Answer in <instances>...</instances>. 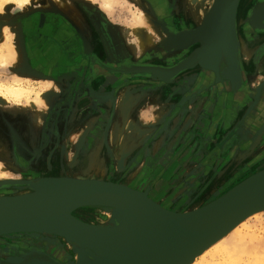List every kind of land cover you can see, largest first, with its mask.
Here are the masks:
<instances>
[{
    "label": "rangeland",
    "instance_id": "374dc122",
    "mask_svg": "<svg viewBox=\"0 0 264 264\" xmlns=\"http://www.w3.org/2000/svg\"><path fill=\"white\" fill-rule=\"evenodd\" d=\"M146 1L144 3L143 0H33L25 8L19 9L15 4H7L4 11L0 12L1 18L5 15L7 16L8 12L12 13L10 10L13 11V14L9 15L11 17L16 16L15 18L32 13L43 17L47 14L58 13L63 16L64 6L71 5L75 10L79 11L75 7V3L81 2L87 4L90 10L97 11L104 17V21L98 23L95 18L91 17L90 13L86 14L83 28L88 32V35L80 36L81 47H78V50L76 49L77 52L83 51L84 54H82L79 62L81 68L78 73L80 74L75 77H67L64 90H60L57 93H55L56 90L54 89L46 90L43 93L44 106L32 100V98H35L34 94L31 93L32 90L25 93L18 101L12 99L11 104L0 100V114L4 115V119L9 123H11L10 119H16L17 112L22 110L36 114L34 117L36 121L39 115L47 109L48 105L50 107L49 118L52 120L53 126L56 125L54 122H56L57 116H63L67 124L71 117L70 115L75 112L74 115L79 120L80 129L77 131V136L69 141L70 157L65 160L59 158L52 161L47 174L25 175L28 171L27 169L14 171V167L10 162V151H8L11 143L5 137H2L0 132V151L4 154L2 157L0 156V185L18 184L19 182L35 178L52 176L58 173L52 170L60 165L68 168L69 171L65 170V173L70 174V169H74L73 164L77 165L79 162L80 164L84 162L87 164L89 162L90 157H85L84 151L87 145L90 142L92 143V140L95 141L94 147L97 152V156L95 155L94 157H97L96 160L101 161L103 170L107 171L108 176L122 182H126L127 179L133 180L135 188H140L142 191L149 190L148 192L157 201L173 211L176 210L177 213L188 212L199 206L208 205L210 200L213 202L225 196L236 186L240 185L243 180L246 181L255 174L264 171L263 106L258 108L262 111L259 117L251 118L254 111L257 110V106H254L255 101L260 99L264 89H262L264 74L261 72V68L258 69L256 65L259 62L264 67V52L256 56V61L251 60L253 69L250 73H247L245 71V61L242 60V57H239L240 46L239 39L237 40L239 64L241 63L240 66L242 68L240 67L239 74L235 78L230 73V77L226 79H230L233 85L240 90H233V85L230 81L220 80L217 83L214 72L206 71L207 69L204 67L198 66L200 62L193 66L195 68H188L183 73L180 72V75L175 76V79L173 77V83H165L156 78L140 76L139 74L141 73L137 72L133 67L141 68L139 66L145 64L146 66L151 65L149 66L151 68L162 66L173 69L172 67L175 65L188 60L192 53L201 47L199 42L191 48L185 45L174 47L173 41L180 40L183 35L182 32H174L175 28L170 25L171 22L169 23L165 19L172 17L167 15L176 6V0H163L161 3L156 2L157 0ZM183 1H186L188 6L191 4L188 7L191 18H186L193 20V27L185 29V32L196 31L199 27H203L207 21V19H204L205 23L202 24L203 26L196 27V24L201 21L196 20L197 15L193 14L196 6L200 5V14L204 15L208 10L211 12L214 7L213 4L215 5L216 3V0ZM250 1H239L236 13L237 20L241 5ZM253 1L250 2V8L247 12V15H249L247 17L248 22L253 19V16L261 12V10L254 12L259 10L260 7L258 0ZM107 3L109 4L108 7ZM159 9L163 13H159ZM15 12L17 13L14 14ZM140 12L146 15L144 18L147 19L146 23H142V25L137 27L136 22H134V15L140 14ZM170 13L172 14L173 12ZM163 14L166 15L165 19L162 17ZM66 18L70 19L68 16ZM70 22L72 23V21ZM252 23H254V29H252L254 32L250 35L258 37L261 34L257 31L258 28L264 29V26L255 22V20ZM0 27V32L3 34L0 38L2 39L3 37V41H5H0V50L6 53L10 48V40L8 38L11 36L14 45L18 41L15 40L9 25ZM6 28L9 30L8 34L4 33ZM141 35H149L152 46L139 53ZM85 37L95 43L104 38V43L98 44V47H95L97 44H94L95 49L92 51L96 50L99 52L97 56L101 57L102 62L112 68L123 71L124 74L114 73L100 67L98 63L91 62L86 56L92 52L86 49L88 44L85 41ZM90 45L92 46V44ZM262 46L264 50V42ZM130 64L133 65L131 66ZM10 68L11 64L9 61L4 64L0 63V85H14L16 87L34 89L33 87H39L38 82L43 80V82H49L52 80L49 77L38 75L29 78L35 84H27V82L17 81L14 78L15 75H11ZM165 68L160 67L159 69ZM224 68L225 65L223 64L221 70ZM95 72L96 75L92 76V73ZM204 76L207 79L206 83L203 80ZM95 79L99 80L102 85L105 84L103 81H109L110 86L99 87L92 85ZM246 80L247 83L243 87ZM50 83L53 84L51 81ZM74 83H77V85L75 86ZM53 87L57 86L53 85ZM127 90L130 91L131 96L137 98V102L132 107V116L141 125L142 130L148 132L146 137L141 133L138 135L137 128L139 126L130 124L133 125V129L126 132V134L129 135L130 141L135 145V149L133 150L134 153L128 157L121 153V149L112 142L111 137L113 127L118 118L116 111H118L119 100L121 97L126 98L124 92ZM55 95L57 98L53 101H56V104L53 105L51 104L53 102L51 99H54ZM202 97L204 98L203 107H198L196 110L198 113H196L195 106ZM49 100L51 103H49ZM74 103L76 104L73 105ZM171 106L174 110L167 116L165 115L166 117L164 116L162 123L156 122L158 108L166 107L169 111L171 108H168ZM194 111L196 114L193 113ZM90 118L92 119L90 120ZM92 127L95 130L99 129L100 135L96 138L92 136L93 139L89 140ZM84 128L86 135L78 136ZM260 136H262V139L257 142L256 139H259ZM79 142L80 146H83L81 150L77 148ZM156 144H159L157 149ZM74 145H76V150ZM101 147L104 148L101 149ZM243 153L245 157H243L242 163L237 162L238 154L242 155ZM5 173L8 174L9 179L3 178ZM256 219L253 218L250 221V225L255 232L257 231L259 241L264 242V212L260 215V218ZM25 236H21V238ZM30 240L27 239V242ZM262 242L257 244L261 250L260 253L258 249V253L264 255V247L261 246L264 244ZM21 243L19 242L17 245H21ZM28 247L32 251L34 250L30 245ZM21 248V246H18L17 251H20ZM1 253L2 251H0V261H7L2 257ZM69 261H75V258L64 262Z\"/></svg>",
    "mask_w": 264,
    "mask_h": 264
},
{
    "label": "bare ground",
    "instance_id": "6f19581e",
    "mask_svg": "<svg viewBox=\"0 0 264 264\" xmlns=\"http://www.w3.org/2000/svg\"><path fill=\"white\" fill-rule=\"evenodd\" d=\"M31 1L33 0H0V12L4 11L7 4H15L17 8L19 9V8H25L26 6H28L31 3ZM192 1H196V0H192ZM250 2H254V1L251 0ZM250 2L244 5L240 4L241 10H239L240 12L238 15V20L236 18L237 16L236 17L234 16L235 23H233L231 20L232 16H230V10H229L231 6L230 4V5L223 6L218 11L217 16L219 19L216 21L214 26H211V23H210L208 25L209 27L207 26L204 29V31H206V33L208 34L210 41L216 44L217 42L218 43L220 42L219 32L221 30L218 27L220 25L225 26V27L230 26V31L234 33V36L233 34L231 35V40L233 39L232 40V51L233 52L230 56L231 57L230 64L232 65L231 67L232 69L230 72L233 75L232 76L233 78H235L237 75L236 73H234L235 67H237V69L238 68L240 69L241 67L240 66L241 63L239 64V57L240 58L242 57V60H244L243 58L247 55L246 58H248L247 62L249 64V67H252L253 64L251 60H253V58L255 59L256 56H258L261 52H264L263 46H262L264 42V29L260 27L258 28L257 31L261 33L258 37L250 35V34H253L254 32L252 31V29H254V25H253L254 23H252L254 20L255 22H258L259 24L264 26V22H263L264 21V8L261 9L262 7H264V0H258L259 2L258 5L260 9L254 12H259L260 10L261 12L253 16V19L248 22L247 17L249 15H247V12H248V9L250 8ZM108 6L109 4L107 3V7ZM199 6H196L193 12L194 15L195 14L197 15L196 20H201L200 23L196 24V27H199L203 23H205L204 19L205 20L207 19L208 13L210 12L208 10L206 13L204 12L205 13L204 15L200 14ZM63 9L65 13L69 14L70 17L76 21L75 25L77 27H83L84 14L83 16L80 15L79 11L75 10V8H73L71 5H66L64 6ZM210 10L212 9L210 8ZM145 16L146 15H143V13L141 12L140 14L134 15V18H135L134 22H136L137 27L142 25V23H146L145 21L147 18L145 19L144 18ZM244 18H245V21H244ZM178 23L179 22H177V24ZM237 25L239 26L238 28H237ZM179 26H181V24ZM140 30H143V29H140ZM177 30H175L174 32H182V35H183L182 37H187V35L190 33V32H185V29L183 28L182 30L180 29L181 31H177ZM8 32L9 30L8 28H6L4 30V33L8 34ZM148 36L149 35H144V36L141 35L140 37V51L141 52L145 51L146 49L150 48V46H152L151 41ZM8 39L11 41V42L9 41L10 43L9 51L5 53V52H2V50H0V63L1 64H4L8 61L10 63L15 62L18 57L17 51L15 49V45L12 43L13 41L11 40V36ZM237 40L240 46L239 57H238ZM178 42H183V40H178ZM235 45H237V47ZM192 46L194 45H190L189 47L191 48ZM215 49L216 48L210 50V52L212 53L210 56V64H213V65H217L220 59H222L221 57L222 55L220 53L221 51L219 50L215 51ZM188 55H191V54H188ZM97 60L99 61V59ZM200 65L201 64L199 63L198 66ZM256 65L258 69L261 68L264 70V67L262 66V64H259V62L256 63ZM183 66L184 65H181V67ZM144 68H148V67H144ZM192 68H195V67H192ZM228 72H229V69L227 70V73H224V75L230 77V73ZM169 73L170 72H167L168 75ZM179 73H174L175 75H173V77L177 76ZM31 87H33V85H31ZM48 87H49V84H40L38 88L33 87L34 89H27L21 86L16 87L14 85H0V100L2 102L4 101V102L11 104L12 99H15L18 101L20 98L24 96L25 93H28V91L30 92V90H32L31 93H33L35 96V98H32V100H35L36 102L44 106L45 104L43 100V97H44L43 93L46 92V89ZM35 89L39 91H36ZM129 95L130 94H128L127 98H125L124 101L120 104L118 122H116V126L114 129V137L122 141V144H121L122 152L121 153L124 155H127V157L133 154L134 153L133 150L135 149V145H133L132 141H130L129 135L126 134V132H129L133 129V125H134V124L130 125L132 124V122L130 121V115L132 112L130 106L132 105V103L130 100L131 96ZM55 98H57L56 95H55ZM133 101L136 102V100L134 99ZM203 101H204L203 97L198 100L195 106V111L197 110L198 107L201 106ZM173 110L174 108H171L168 111V114H170ZM195 111L193 113H195ZM196 113H198V111H196ZM165 117H163L159 122L163 121ZM137 129H138L137 130L138 135H140L141 133L144 137L148 136L146 135L148 134V132H146L145 130H141L139 128ZM97 131L100 132L99 129H96V130L94 129V133H97ZM92 136L93 135H91V137ZM260 139H262V136H260L259 139H256V141L258 142ZM93 144H95L94 140H92V143H89V147L87 145L85 151L83 150L84 154H86L85 157L87 156L90 157L89 162L87 164H85V162L83 164H80V162L77 165L73 164L74 169H70L71 170L70 174L65 173V170H67L68 168H66L63 165H60L56 167L54 170H52V171L58 172L52 176H46L42 178H35V179L27 180L25 182H19L18 183L19 185L18 184H8L4 186L0 185V200L9 201V200L18 199L21 197H27L26 198L27 201H30L33 203L36 201H40V199H36V198H40L41 196H43L44 191L38 188L36 189L34 188L35 186H38L39 183H41L40 181H43V180L72 181L74 183L81 182V183L114 185V186L122 187L124 189L131 190L141 196H145L148 201H151L159 209L166 211L168 213H174L177 215H187L191 213L192 211H195V210L197 211L203 207H206L210 205L211 203L223 197L222 196L213 202H211L210 200V204L199 206L197 208L189 210L188 212L185 211L184 213H177L176 210L173 211L171 208L165 205H162L161 202L157 201L152 196V194L148 192L149 190L142 191L140 190V188H137V187L135 188L133 185L134 184L133 180L127 179L126 182H122L121 180H117L111 176H108L107 171L103 170V165L101 164V161L96 160L97 157H94L95 155L97 156V152L94 151ZM158 146L159 144H156V149ZM82 148L83 146H79L78 150H81ZM244 155H245L244 153L242 155L238 154L236 158L237 162L242 163L244 159L243 157H245ZM3 178L9 179L8 174L7 173L3 174ZM70 192L76 195L77 192L79 191L77 188H70ZM127 212H129L127 207L123 203H121V201L117 199L115 196L110 195V194H102L86 203H83L75 207L70 212V217L72 219H74L75 221L79 223H82L85 226L96 229L98 231L97 234L83 231L73 225H58V226L49 227L46 229L2 233L0 234V246H4L5 244H7V241L19 239L25 242V244L22 245L23 247L24 246L28 247L30 245L34 249L33 251H35L38 248H42L44 252L42 251L40 252L44 255L46 254L45 256L46 258H40V257L34 256L28 260H23L20 257L16 256L15 251L18 250V247H15L13 249L14 250L13 253L4 251L0 247V251H2L1 253L2 257L5 260H7V261H2V262L0 261V264H97L95 257H100V255L105 256L106 258H109L113 261H118V260L120 261L121 257H123L126 251L133 244L134 239H135V233H136V228H135L133 221L131 220L130 217H128V215L125 216L126 215L125 213ZM263 212H264V208L252 213L251 215H249L248 217H246L245 219H243L242 221H240L239 223L231 227L229 230L223 233L218 239H216L212 244H210L203 251H201L195 257V259L188 264H198V263L200 264H264V255L260 254L261 250L258 248V245H257L262 241H259V238H258L259 236H257V233H256L257 231L255 232L253 227H251L250 225V221H252L253 218H257V219L260 218V215H262ZM24 235L26 236L24 238H21V236H24ZM27 239L29 240L32 239V240L27 242ZM184 240L186 241V235L184 237ZM262 244H264V242H262ZM261 246L264 247V245H261ZM258 249L260 253H258ZM73 258H75V261L64 262V261H68Z\"/></svg>",
    "mask_w": 264,
    "mask_h": 264
},
{
    "label": "water",
    "instance_id": "95a60500",
    "mask_svg": "<svg viewBox=\"0 0 264 264\" xmlns=\"http://www.w3.org/2000/svg\"><path fill=\"white\" fill-rule=\"evenodd\" d=\"M238 3L239 0H216L213 10L207 17L206 25L190 32L187 37H181L180 40H183V42H178L179 39L173 41L174 47H177V45L188 47L198 42L201 44L200 49L195 50L188 60L180 62L172 67L173 69L162 66L154 68L136 67L133 69L140 72V76L156 78L165 83H173L174 73H183L184 70L191 69L200 62V66L207 69L206 71L214 72L217 83L220 80L229 82L230 79H226L228 76L224 77L223 74L227 73L228 69V73H231L230 56L233 52L231 35L234 36V33L230 31V26H217L221 30L219 32L220 42L214 44L210 41L204 29L210 23L211 26H214L219 19L217 16L218 11L223 6L230 4L231 20L235 23L234 16L236 17ZM235 46L237 47V45ZM214 48H216L215 51H221L222 55V59L217 65L210 64L212 54L210 50ZM99 61L98 65L100 67L114 73L124 74L123 71ZM223 64L225 68L221 70ZM181 65L184 66L181 67ZM144 66L146 65H140L139 67ZM149 66L151 65L146 67ZM160 67L172 71L158 69ZM239 70L235 67L234 73L239 74ZM167 72H170L169 75ZM203 80L206 83L205 76ZM230 83L233 85V82L230 81ZM246 83L247 80L243 87ZM236 89L240 90L233 85V90ZM262 92L260 99L255 101L254 106H257V110L254 111L251 117L253 119L259 117L260 112H262L258 108L263 106L264 109V89ZM40 182L34 188L44 191L43 196L36 198L40 201L33 203L27 201V197L9 201L0 200V234L46 229L58 225H73L83 231L97 234L96 229L72 219L70 212L75 207L99 195L110 194L127 207L129 212L124 215H128L135 225V239L120 261H113L100 255V257H95L97 264H188L231 227L252 213L264 208V171L236 186L219 200L187 215H177L163 211L151 201H148L145 196L114 185L56 180H43ZM70 188H77L79 192L76 195L72 194ZM185 235L186 241L184 240Z\"/></svg>",
    "mask_w": 264,
    "mask_h": 264
},
{
    "label": "flooded vegetation",
    "instance_id": "af4514ba",
    "mask_svg": "<svg viewBox=\"0 0 264 264\" xmlns=\"http://www.w3.org/2000/svg\"><path fill=\"white\" fill-rule=\"evenodd\" d=\"M162 1L163 0H157L156 2L161 3ZM143 2L146 3L147 1L143 0ZM175 5L176 6L173 7L167 15H171L172 17L166 18L165 14H163L164 16L162 15V17L164 19L166 18L165 20L167 22H171L170 25L174 27L175 30L178 29L181 31L182 28H192L193 20L187 19L189 17L191 18L188 10L190 6L183 0H176ZM75 7L79 10L80 15L83 16L84 14V21L86 20V14L89 13L98 23L104 21V17H102L99 12L90 10L87 4L76 2ZM158 11L159 13H163L160 9ZM170 12L173 13L171 14ZM16 13L17 12L14 14ZM66 17L67 16H62L60 14H47L45 17L41 18V15L36 14L35 16L25 15L23 18L17 20L5 21L6 25H9L11 32L14 34L15 40L18 41L20 51L23 50L24 53L22 52V55H26L29 68L32 69L30 70L34 73V76L51 77L54 79V82L52 81L53 85L57 87L66 86L65 80L67 77H75L77 74H80L78 73L81 68L79 62L83 51L77 52V42H79L81 35H88V32L83 27H78L80 29L79 31L77 26L73 22L71 23V20H68ZM178 20L179 23L177 24ZM180 24L181 26H179ZM92 47H94L93 43ZM91 52V54L86 56L91 62L98 63V60L95 61V58L92 56L99 52L96 50ZM58 55H60V57ZM98 58L101 59L99 55ZM63 71L67 73V77L56 76L58 72ZM94 75H96V72L92 73V76ZM74 85L76 86L77 83H74ZM75 104L76 103L73 105ZM74 114L75 112L70 115L71 117L67 122V124L70 123L68 126L66 123L65 126L58 124L53 126V124H51L47 129L48 125L45 124L44 128L47 129L46 135L44 133V128H41V133L35 134L30 125H27L21 118H16L14 120L10 119L11 123H9L4 119V115L0 114V132L1 136L5 137L9 143H11V147H9L8 151H10V162L14 167V171L27 169L28 171L25 175L47 174L50 170L52 161L59 158L65 160L67 157H70L71 150L69 141L77 136V131L80 129V125H78L79 120ZM91 119L92 118H90V120ZM9 124L10 126H8ZM74 149L76 150V145H74ZM3 155V152L0 151V156L2 157ZM19 242L25 244L22 240L18 241V239H15L7 241V244H5L6 246L0 247L4 251L13 253L15 247L21 246L22 248L20 251L16 250L15 252L17 257L21 258L23 256V260H28L34 256L46 258V254L44 255L40 252H44L42 248L32 251L29 247H23L22 243L21 245H17Z\"/></svg>",
    "mask_w": 264,
    "mask_h": 264
},
{
    "label": "crops",
    "instance_id": "0c3cea01",
    "mask_svg": "<svg viewBox=\"0 0 264 264\" xmlns=\"http://www.w3.org/2000/svg\"><path fill=\"white\" fill-rule=\"evenodd\" d=\"M10 12H12V13H9L8 12V15L6 16H3L2 18L0 17V26H2V25H6V23H5V21H9V20H17L18 18H23V16H19L18 18H15V17H11V15H9V14H13V11L12 10H10ZM58 14H60V13H58ZM63 14L65 15V16H68L70 19L69 20H71L74 24H75V20H73L71 17H70V15L69 14H67V13H65L64 11H63ZM36 14H30L29 16H35ZM61 15V14H60ZM41 18H43V16H41ZM77 24V23H76ZM1 28V27H0ZM78 28V27H77ZM79 29V28H78ZM80 30V29H79ZM0 36H3V34H1V32H0ZM21 38H22V35H21ZM1 39V38H0ZM4 40V38L2 37V39L0 40L1 42H5V41H3ZM85 41H86V43L88 44V46H87V50H90V51H92L93 49H95V47H98V44L100 45V44H103L104 42H103V39L102 40H99V41H96V43L93 41V40H91V39H87V37H85ZM91 41V42H90ZM94 42V43H93ZM93 43V45L94 44H97V45H95V47H92L90 44H92ZM15 45H16V49H17V51H18V57H17V59H16V61L15 62H12V63H10L11 64V75L13 74V75H15V77L14 78H16V80L17 81H23V82H27V84L28 83H31V84H35V82H33V80H31V79H29V78H33L34 77V73L31 71L32 69L31 68H29V62H28V59L26 58V55H22V52H23V50H21L20 51V48H19V43L18 42H16L15 43ZM81 44L79 43V42H77V46L78 47H81L80 46ZM255 49V48H254ZM24 53V52H23ZM139 53H141V51L139 52ZM248 54V53H247ZM252 54V53H251ZM251 54H250V56H251ZM59 57H60V55H58ZM58 57V58H59ZM93 58H95L94 60H97V59H99L100 61H102L100 58H98V56H97V54H94L93 56H92ZM245 58V59H244ZM243 59H244V61H245V63H244V65H245V71H247V73H250L251 72V70L253 69L252 67H249V64H248V58H246V56L244 57ZM58 60V59H57ZM253 60H256V58L254 59L253 58ZM31 69V70H30ZM261 72L264 74V70L263 69H261ZM69 74V73H68ZM61 75V76H60ZM56 76H58V77H62V76H68L67 75V73H65V71H63V72H58L57 73V75ZM47 77V76H46ZM96 78H97V76H96ZM41 79V78H40ZM49 79H52L53 80V82H54V79L53 78H51V77H49ZM52 80H50L51 82H52ZM44 81V80H43ZM43 81H41V82H38V85H40V84H49V87L46 89V90H52V89H54V90H56V92L55 93H57L58 91H60V90H64V88H65V86H62L61 88L60 87H53V84H51L50 83V81L48 82H43ZM103 83H105L104 85H102V84H100V81L99 80H94V82L92 83V85H96V86H102V87H107V86H110V83H109V81H107V82H105V81H103ZM128 94H130V91L129 90H127V91H125L124 92V96L127 98V95ZM129 96H131V95H129ZM51 98V97H50ZM56 98L54 97V99H51L52 101L53 100H55ZM124 99L125 98H123V97H121L120 98V102H119V106H118V111H116V114H117V117L119 116V108H120V104L124 101ZM133 99L134 100H136V102H137V98H135V97H133V96H131V98H130V100H131V103H132V105L130 106L131 107V110H132V112H131V115H130V121L132 122V124H134V125H138L139 127L138 128H141V130H142V127H140L141 125L136 121V120H134V118H133V116H132V113H133V109H132V107H133V105H134V103H135V101H133ZM172 100H174L175 101V99H173L172 98ZM173 101V102H174ZM204 102V101H203ZM49 103H51L50 102V100H49ZM175 103V102H174ZM51 104H53V105H55L56 104V101H53ZM111 104V103H110ZM203 104V103H202ZM201 104V106L200 107H203V105ZM175 105H176V103H175ZM49 105H48V107H47V109L45 110V111H43L40 115H39V117L37 118V120L35 121L34 120V117L36 116V114H34L33 112H31V111H27V110H22V111H19V112H17V117L16 118H21V120H23V121H25L26 122V124L27 125H30V127H31V129H32V131L35 133V134H38V133H41V128H44V126H45V124H47L48 125V127H47V129L49 128V126L51 125V124H53V122H52V120L49 118V116H50V114H49ZM170 108H172V106L171 107H169L168 109H170ZM159 110L157 111V113H156V117H157V119H156V122H159L165 115H168V110H167V108L166 107H163V108H158ZM56 120V122H54V123H56V125L58 124V125H63V126H65V123H66V121H65V119L63 118V116H61V115H59V116H57V118L55 119ZM116 122H118V118H117V120H116ZM50 124V125H49ZM89 124V123H88ZM145 124V123H144ZM54 125V124H53ZM115 126H116V123H115V125H114V127H113V130H112V134H111V137H112V142L114 143V144H116L120 149H122V146H121V144H122V141L120 140V139H118V138H115L114 137V129H115ZM30 127H29V129H30ZM91 128V127H90ZM47 129L46 128H44V133H45V135H46V132H47ZM92 131H91V134L88 136L89 137V140L90 139H92V137H91V135H93L94 137H98L99 135H100V132H98L97 131V133H94V127H92V129H91ZM89 131H90V129H89ZM86 131H85V128H84V130L81 132V133H79L78 134V136H80V137H82V136H85L86 135V133H85ZM102 136V135H101ZM100 136V137H101ZM221 138V137H220ZM91 143V142H90ZM94 146H95V144H93ZM79 146H80V142H79V144H78V146H77V148H79ZM93 146V149H94V151L96 152V150H95V147ZM88 147H89V145H88ZM97 147H98V145H97ZM102 148H104V147H101V149ZM68 171H69V169H67Z\"/></svg>",
    "mask_w": 264,
    "mask_h": 264
}]
</instances>
